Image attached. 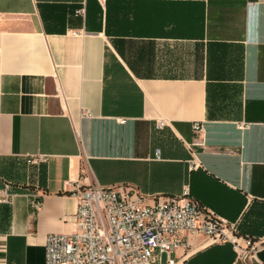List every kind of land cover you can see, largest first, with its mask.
<instances>
[{
	"label": "crops",
	"instance_id": "crops-1",
	"mask_svg": "<svg viewBox=\"0 0 264 264\" xmlns=\"http://www.w3.org/2000/svg\"><path fill=\"white\" fill-rule=\"evenodd\" d=\"M93 182L188 185L261 243L190 235L177 264H264V0H0V264H43Z\"/></svg>",
	"mask_w": 264,
	"mask_h": 264
},
{
	"label": "built area",
	"instance_id": "built-area-1",
	"mask_svg": "<svg viewBox=\"0 0 264 264\" xmlns=\"http://www.w3.org/2000/svg\"><path fill=\"white\" fill-rule=\"evenodd\" d=\"M165 125L163 119L157 123L159 128ZM193 129L194 140L187 145L190 170L202 165L194 146L203 144L205 128L196 121ZM9 189L6 184V196ZM72 196L77 200L75 228L71 233L46 235L43 264H153L161 263L164 255L166 264H177L173 253L189 246L190 235L231 242L248 258L261 243L243 237L238 221L202 206L188 185L179 195H152L132 184L106 186L93 182L77 184Z\"/></svg>",
	"mask_w": 264,
	"mask_h": 264
},
{
	"label": "rangeland",
	"instance_id": "rangeland-1",
	"mask_svg": "<svg viewBox=\"0 0 264 264\" xmlns=\"http://www.w3.org/2000/svg\"><path fill=\"white\" fill-rule=\"evenodd\" d=\"M155 255L157 254V251L154 253ZM166 263V256H163V261L161 263L157 262V263H153V264H165Z\"/></svg>",
	"mask_w": 264,
	"mask_h": 264
}]
</instances>
